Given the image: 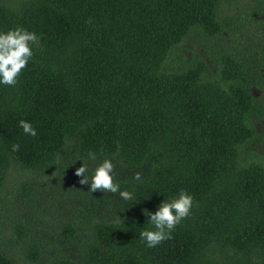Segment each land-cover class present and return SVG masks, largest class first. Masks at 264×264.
<instances>
[{"label": "trees", "instance_id": "trees-1", "mask_svg": "<svg viewBox=\"0 0 264 264\" xmlns=\"http://www.w3.org/2000/svg\"><path fill=\"white\" fill-rule=\"evenodd\" d=\"M17 26L40 39L0 84V264H264V0H0ZM104 159L134 200L80 184ZM181 190L147 247L144 210Z\"/></svg>", "mask_w": 264, "mask_h": 264}, {"label": "clouds", "instance_id": "clouds-1", "mask_svg": "<svg viewBox=\"0 0 264 264\" xmlns=\"http://www.w3.org/2000/svg\"><path fill=\"white\" fill-rule=\"evenodd\" d=\"M88 22L91 23V20ZM39 39L40 37L35 32L21 26L7 32H0V84L14 87L18 83V77L34 55L33 45H37ZM19 124L25 134L33 137L37 135L36 129L30 122L21 120ZM19 147V144H13L12 151H18ZM88 159L95 161L96 154L90 151ZM82 161V166L76 168L75 175L81 177V185L90 184L89 191L91 193L101 191L115 194L119 192L123 200H134V193L127 190L122 191L120 183L115 181V165L110 159H104L95 168L90 180L87 175L89 172L88 163ZM141 175L137 172L134 179L140 181ZM193 204L194 197L185 190H181L177 197L164 200L154 213L145 209L144 215L149 218L148 224L154 226V230H142L140 238L146 242L149 248L156 247L163 241L171 239L172 231L191 214ZM117 222L123 224L119 217H117Z\"/></svg>", "mask_w": 264, "mask_h": 264}, {"label": "rangeland", "instance_id": "rangeland-1", "mask_svg": "<svg viewBox=\"0 0 264 264\" xmlns=\"http://www.w3.org/2000/svg\"><path fill=\"white\" fill-rule=\"evenodd\" d=\"M240 8H241V6H238V7L235 6L232 9H229L226 7L225 8L226 10H224V13H227V14L229 13V15H232V13H234L236 11V9L239 10ZM224 37L226 40H228V39L230 40V37L227 34H225ZM199 41H200L199 39L191 37L188 39V41L183 42V45L180 46L179 50L187 58L190 57L192 55V53H194L195 51L198 52L201 56H203L202 51L198 47ZM207 43H209V42H207ZM256 129L258 132L264 133V121L263 122L261 121L260 123H258L256 125ZM262 149L264 150V144H263Z\"/></svg>", "mask_w": 264, "mask_h": 264}]
</instances>
